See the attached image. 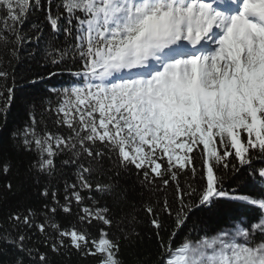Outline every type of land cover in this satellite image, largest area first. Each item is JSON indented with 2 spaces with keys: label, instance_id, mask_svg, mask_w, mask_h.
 Here are the masks:
<instances>
[{
  "label": "snow or ice",
  "instance_id": "obj_1",
  "mask_svg": "<svg viewBox=\"0 0 264 264\" xmlns=\"http://www.w3.org/2000/svg\"><path fill=\"white\" fill-rule=\"evenodd\" d=\"M25 52L46 69L27 84L71 80L39 110L24 99L26 119L9 132L7 146L31 159L0 202L44 182L40 208L0 221V264L73 253L129 264L123 249L145 224L154 255L135 264H264V0H0V132L18 87L4 65ZM122 175L148 193L139 205ZM241 208L212 234L198 216Z\"/></svg>",
  "mask_w": 264,
  "mask_h": 264
},
{
  "label": "trees",
  "instance_id": "obj_2",
  "mask_svg": "<svg viewBox=\"0 0 264 264\" xmlns=\"http://www.w3.org/2000/svg\"><path fill=\"white\" fill-rule=\"evenodd\" d=\"M42 19V15L40 16ZM33 19H36V17H32L29 20V23ZM25 29H27L28 24L24 25ZM61 41L63 40V37L60 38ZM33 51H35V48L33 46ZM37 59H39V54L37 53ZM5 70H7L9 73H12L13 70L15 71V74L18 79V87L16 90V100L13 103L11 107V111L9 113L8 117V126L7 129L0 132V145H3V148H0V161H10L12 165V171L9 175L5 176L2 173H0V186L5 184L8 180H11L13 185L16 186L19 183V179L16 175L17 168L19 167L20 171H23L24 164L21 163L23 161L24 163H27L28 160L31 159L29 155L17 153L14 150H12L10 147L7 146L8 144V135L9 132L18 126H21L26 119L24 116L23 111V100L29 99V100H35L37 103V107L39 110V104L40 101L48 96L47 89L50 87H56L61 88L63 86H66L70 80L71 77L67 74L65 75H58L51 80H48L44 83H41L37 86H32L30 84H27L24 79H20V77H28L29 79L37 72H46L45 68H41L37 63L36 60L30 59L27 55V53L22 54V59L19 63L15 64V68L10 67L5 63L4 65ZM9 85H11V79H9ZM53 99H55L53 97ZM63 158L60 157L57 159V164H59V160ZM72 169H65L64 170V177L63 179H67L69 182L73 181L75 178L72 175ZM95 179V177H93ZM103 181L107 182V177L101 178ZM43 178H41V184H43ZM121 184L126 185L129 188V199L135 200L137 204L139 205L144 199L147 198L148 193L145 192L144 196L141 197L138 195L142 191L141 187L136 184V177L135 175H128L127 178H124L123 175L121 177ZM55 183V181H54ZM41 184H35L31 181L28 182V184L21 190H18L15 195H9L8 199L5 201L0 202V221H3L4 218L8 215L10 211L13 210H23L27 207L32 208H40L42 200L39 196V189ZM226 187H235L234 184H232L231 181L226 182ZM59 193L61 200L63 199V182L61 181L58 184ZM243 191H248L247 188H243ZM101 203L103 204L104 201L101 200ZM236 212H243V209H237L234 210L233 213L226 214L225 212L221 211H212V212H203L198 213L200 221L203 223V225L207 228L209 234L214 233L216 230L224 228L229 226L230 224L234 223V220L230 218V216L235 215ZM141 218L146 220V216H144L143 213H141ZM57 219L60 221L62 226H70L71 222L73 221L74 217L72 216H65L63 213H59L57 215ZM165 224H167L168 218L165 217ZM141 236L143 237L142 240L137 239V242L134 245H131L127 248L123 249L125 259L129 261V264H135V261L137 258L144 257L148 255L149 253H153L154 255V249H155V237L152 236V233L149 229V227L145 224L142 225L140 228ZM187 233V229H184L180 235L177 237V243L184 237V235ZM167 235V233H164ZM193 238L195 237V234H193ZM55 264H94L91 257L88 259H80L75 253L72 254L71 258L68 259L66 257L60 256V257H53Z\"/></svg>",
  "mask_w": 264,
  "mask_h": 264
}]
</instances>
